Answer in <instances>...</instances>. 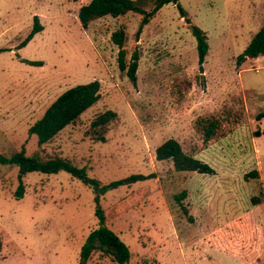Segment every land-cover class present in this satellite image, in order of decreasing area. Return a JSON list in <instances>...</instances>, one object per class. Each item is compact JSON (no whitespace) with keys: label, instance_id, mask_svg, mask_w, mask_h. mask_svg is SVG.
I'll use <instances>...</instances> for the list:
<instances>
[{"label":"rangeland","instance_id":"1","mask_svg":"<svg viewBox=\"0 0 264 264\" xmlns=\"http://www.w3.org/2000/svg\"><path fill=\"white\" fill-rule=\"evenodd\" d=\"M88 1L0 0V154L37 151L29 126L64 90L98 80L99 100L42 153L102 183L154 175L100 198L106 225L130 250L127 264H264V55L237 62L264 21V0H179L185 17L168 3L141 28L142 16L128 12L84 29L77 10ZM35 15L42 30L21 46ZM192 25L209 44L202 71ZM119 29L126 64L136 56L134 84L110 39ZM108 109L117 119L105 142L94 141L90 122ZM210 120L218 126L205 141ZM169 138L214 173L157 160ZM23 184L16 198L17 168L0 163V264H78L97 227L92 188L64 171L29 172ZM87 264L113 263L93 254Z\"/></svg>","mask_w":264,"mask_h":264},{"label":"trees","instance_id":"2","mask_svg":"<svg viewBox=\"0 0 264 264\" xmlns=\"http://www.w3.org/2000/svg\"><path fill=\"white\" fill-rule=\"evenodd\" d=\"M77 2L79 0H72ZM175 4L182 17L185 11L180 7L179 0H89L81 4L77 10V18L82 28L86 29L90 22L104 16L118 17L128 12L140 14L139 28L148 23L150 18L165 4ZM42 30L38 17H33V26L27 37L21 42L24 46L37 32ZM191 33L196 41L198 69L202 71V65L208 53L209 44L207 35L198 26H191ZM111 41L118 48L117 62L120 71H125L131 81H136V56L126 64L125 61V34L123 29L114 31L110 36ZM2 49H0L1 51ZM264 54V21L261 27L251 37L250 41L237 57L240 64L246 59L256 58ZM29 65L41 66L38 60L21 59ZM100 98V82L93 80L84 84H76L60 93L45 109L43 114L32 123L27 132L34 135L38 149L31 155H27L22 145L20 150L6 157L0 154V163L14 165L17 168L18 185L15 197L21 198L24 193L23 177L29 172H40L44 174H56L60 171L67 172L72 177L80 180L84 185L93 190L94 215L97 218V227L92 229L83 241L79 250L78 264H87L93 254L110 258L113 264H127L130 260V250L120 237L105 223V215L100 204V198L107 191L119 186H128L138 181L153 178V174L132 173L123 178L102 183L100 180L90 177L84 166L79 167L67 158L58 155L42 153V145L50 142L60 131L68 125L75 123L89 107ZM117 119V113L111 109L97 114L90 122L88 134L94 141L105 142L106 133L112 122ZM217 121L210 120L203 127L204 140L208 141L215 135ZM157 160L170 161L172 168L176 171H195L202 174H213V168L206 162L185 153L180 143L169 138L158 145L155 149ZM256 175V172L253 173ZM184 195V193H183ZM179 199L178 197H176ZM2 247L0 237V250Z\"/></svg>","mask_w":264,"mask_h":264},{"label":"crops","instance_id":"3","mask_svg":"<svg viewBox=\"0 0 264 264\" xmlns=\"http://www.w3.org/2000/svg\"><path fill=\"white\" fill-rule=\"evenodd\" d=\"M264 55V54H263ZM263 55H260V56H263ZM260 56L256 57V58H259ZM256 58H251V59H256Z\"/></svg>","mask_w":264,"mask_h":264}]
</instances>
